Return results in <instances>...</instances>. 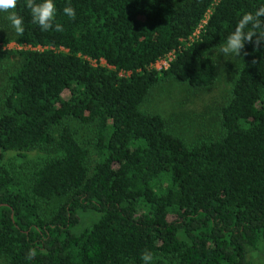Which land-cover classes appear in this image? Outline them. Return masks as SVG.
<instances>
[{
    "label": "trees",
    "instance_id": "1",
    "mask_svg": "<svg viewBox=\"0 0 264 264\" xmlns=\"http://www.w3.org/2000/svg\"><path fill=\"white\" fill-rule=\"evenodd\" d=\"M54 2L63 32L34 24L26 0L15 9L23 36L0 14V64L20 58L0 87V264H143L145 250L153 264H254L249 248L264 241V43L242 49L220 136L188 142L142 105L164 79L213 85V50L264 0ZM72 121L96 126L93 145ZM36 148L50 154L5 163L9 151ZM55 199L65 200L48 210ZM89 210L99 219L76 233Z\"/></svg>",
    "mask_w": 264,
    "mask_h": 264
},
{
    "label": "rangeland",
    "instance_id": "2",
    "mask_svg": "<svg viewBox=\"0 0 264 264\" xmlns=\"http://www.w3.org/2000/svg\"><path fill=\"white\" fill-rule=\"evenodd\" d=\"M0 14L5 19L4 28L7 31L11 30V24L7 19L9 13L0 12ZM8 47L20 49L22 46L12 41ZM219 48L212 52L220 68L219 77L213 85L195 89L176 78L164 79L150 90L142 105L143 110L159 113L165 117L168 120L170 131L185 138L188 142L211 140L221 135V110L232 96L233 86L242 64V50L239 57L222 56L218 52ZM169 58H171L170 55ZM169 58L160 60L156 64L157 68L160 70L166 68ZM19 59V56L14 55L0 64V87L2 89L7 85L10 72L19 65ZM71 124L78 130L82 139L90 145L94 144L96 126L76 121H72ZM49 154L50 149L48 148H36L25 154L9 151L5 163L18 165L30 159L42 161ZM96 160L97 155L94 153L91 156V162L95 163ZM64 200L55 199L47 205V209L52 210ZM99 217L100 213L94 210L81 212L80 223L74 231L80 234ZM247 258L254 264H264V241H261L256 249L249 248Z\"/></svg>",
    "mask_w": 264,
    "mask_h": 264
},
{
    "label": "clouds",
    "instance_id": "3",
    "mask_svg": "<svg viewBox=\"0 0 264 264\" xmlns=\"http://www.w3.org/2000/svg\"><path fill=\"white\" fill-rule=\"evenodd\" d=\"M17 2L18 0H0V12L9 13L7 19L16 34L21 37L24 35V19L15 11ZM25 6L30 10L32 22L38 24L42 30L64 31L63 25L56 22L57 6L54 0H41V2L26 0ZM63 13L70 19H75L76 12L72 6H65ZM246 43H254L257 47L264 43V5L242 14L231 34L228 35L226 43L218 49V52L222 56L239 57ZM36 255L37 250L30 248L27 259L32 260ZM153 258V253L149 250H145L141 256L143 264H153Z\"/></svg>",
    "mask_w": 264,
    "mask_h": 264
},
{
    "label": "built area",
    "instance_id": "4",
    "mask_svg": "<svg viewBox=\"0 0 264 264\" xmlns=\"http://www.w3.org/2000/svg\"><path fill=\"white\" fill-rule=\"evenodd\" d=\"M171 56V58H172V55H170ZM167 58H169V56L167 57ZM171 58H169V61L171 60ZM169 61L166 63V67H168V65H169Z\"/></svg>",
    "mask_w": 264,
    "mask_h": 264
}]
</instances>
